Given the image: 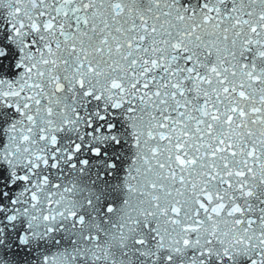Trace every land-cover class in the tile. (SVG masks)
Returning <instances> with one entry per match:
<instances>
[{"label": "snow or ice", "instance_id": "obj_1", "mask_svg": "<svg viewBox=\"0 0 264 264\" xmlns=\"http://www.w3.org/2000/svg\"><path fill=\"white\" fill-rule=\"evenodd\" d=\"M0 264H264V0H0Z\"/></svg>", "mask_w": 264, "mask_h": 264}]
</instances>
